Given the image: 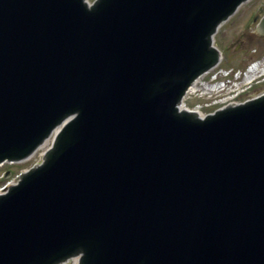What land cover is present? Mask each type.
Masks as SVG:
<instances>
[{"label": "water", "instance_id": "obj_1", "mask_svg": "<svg viewBox=\"0 0 264 264\" xmlns=\"http://www.w3.org/2000/svg\"><path fill=\"white\" fill-rule=\"evenodd\" d=\"M241 1L0 0V160L78 114L0 196V264H264V96L183 112Z\"/></svg>", "mask_w": 264, "mask_h": 264}, {"label": "rangeland", "instance_id": "obj_2", "mask_svg": "<svg viewBox=\"0 0 264 264\" xmlns=\"http://www.w3.org/2000/svg\"><path fill=\"white\" fill-rule=\"evenodd\" d=\"M262 8L263 12L260 11ZM255 14L258 15V17L256 20H252ZM263 18L264 0H249L239 8L234 17L221 26L216 34V44L221 51H223V62L221 65V68L223 69V78H231L232 81L243 83L247 78V72L251 69L250 66L255 63L254 61H264V29L261 28ZM232 69H234V71ZM259 71H261V69H259ZM229 72H232L230 77L227 75ZM209 78H211L210 75L206 76V79ZM261 89H264L263 83L257 91ZM222 95L223 94H220V97ZM210 97L211 94L202 95L201 91H199L197 94H193L192 97L190 96L187 99V103L192 107L202 104L203 109L208 111L219 106V104ZM41 153L42 152L40 151L28 162L20 164L19 166L17 164L11 168L12 170L15 169L16 173L14 172L15 174H13L12 172L9 178L2 180L0 187L3 186V181L6 182L7 180L16 179L17 173L20 169L22 170L30 166L33 162L39 161ZM3 171H5V169L0 171V177L1 174H3ZM67 264H72V262Z\"/></svg>", "mask_w": 264, "mask_h": 264}, {"label": "bare ground", "instance_id": "obj_3", "mask_svg": "<svg viewBox=\"0 0 264 264\" xmlns=\"http://www.w3.org/2000/svg\"><path fill=\"white\" fill-rule=\"evenodd\" d=\"M87 6H94V5H92V4H90V3H88L87 2ZM261 65H263V63L262 64H260L259 66H261ZM257 68H259L258 66H256ZM256 67H254L255 69H253V70H251V71H249V73H250V75L252 74L253 75V77L252 78H256V74H257V72L259 71V70H256L257 68ZM199 85V78H198V84H196V85H193V86H190L189 87V93L190 92H192L197 86ZM201 86V85H200ZM201 88H203V85L201 86ZM205 89L206 90H208V91H210V88L209 87H205ZM186 97L187 96H183V112H190V113H195V114H197V115H199V116H201V117H203L204 115L200 112V110H198V109H193V110H190V109H188V108H186V104L184 103L185 102V100H186ZM201 114V115H200ZM77 115L78 114H76V115H74L73 117H71L70 119H68L67 121H65V122H63L62 124H61V128L65 125V124H67L68 122H70L71 120H73L74 118H76L77 117ZM58 132H60V130H58V131H55V132H52V134L53 135H56ZM51 134V135H52ZM57 139H58V136H57ZM50 140V139H49ZM49 140H48V142H47V144H41L40 146H43V148L45 149V151L48 149V151L49 150H51V146H50V142H49ZM80 259V257H77V258H75V261H76V263L78 262V260Z\"/></svg>", "mask_w": 264, "mask_h": 264}]
</instances>
